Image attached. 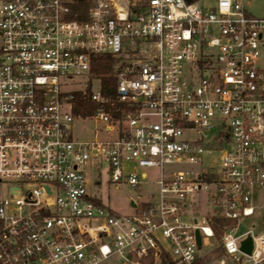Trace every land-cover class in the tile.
Segmentation results:
<instances>
[{"label":"built area","instance_id":"built-area-1","mask_svg":"<svg viewBox=\"0 0 264 264\" xmlns=\"http://www.w3.org/2000/svg\"><path fill=\"white\" fill-rule=\"evenodd\" d=\"M104 55L109 95L91 73ZM89 118L105 136L75 140ZM103 172L156 190L120 216L86 190ZM261 194L264 18L244 0H0V264H264ZM211 239L227 263L205 261Z\"/></svg>","mask_w":264,"mask_h":264},{"label":"rangeland","instance_id":"rangeland-1","mask_svg":"<svg viewBox=\"0 0 264 264\" xmlns=\"http://www.w3.org/2000/svg\"><path fill=\"white\" fill-rule=\"evenodd\" d=\"M205 7L213 8L216 5V0H202ZM244 5L247 12L254 17L264 18V0H244ZM86 79L77 78L73 82V89H85L86 88ZM91 90L96 92L99 88V82L94 81L91 83ZM103 124L97 123L94 119H76L72 124V137L75 140L79 141H93L96 137L105 136L103 133ZM102 131V132H101ZM213 157H206V164H211L213 162ZM152 179L158 180L159 176L156 174L155 170H147ZM97 171H88L89 178H95ZM98 178V177H96ZM100 178V177H99ZM86 190L89 193L97 194L103 201V203L110 207L116 214L120 216L128 215L133 212V209L130 207V200L135 199L139 203L145 199V194L147 192H151L156 190L154 187H142L143 190V198H140L138 192L130 186L122 185L119 186L117 184H112L108 180V176L106 172H103L101 175V184H88ZM204 199L205 196L201 195ZM196 197L194 196V199ZM201 202L203 203L204 200ZM257 203L262 204L264 202V194H261L259 198L256 200ZM256 219V218H255ZM255 219H246L242 222V226L240 227V232H245L251 228V221ZM260 227L255 230L256 234H261ZM218 238V236H217ZM216 238V239H217ZM212 243L210 248L202 247V256L208 263H216L218 261L226 262L228 261V257H223V252L221 251L218 240L211 239ZM109 264H117V261H112Z\"/></svg>","mask_w":264,"mask_h":264},{"label":"trees","instance_id":"trees-1","mask_svg":"<svg viewBox=\"0 0 264 264\" xmlns=\"http://www.w3.org/2000/svg\"><path fill=\"white\" fill-rule=\"evenodd\" d=\"M188 2H195L198 0H187ZM118 59L112 55H104L94 58L91 66V73L94 77L100 78L102 80V85L104 87V94H114L116 87V70L118 66ZM94 110V105L88 100L84 99L80 94L76 96L74 115L75 116H87ZM224 224V221H221ZM220 230H216V235L219 236Z\"/></svg>","mask_w":264,"mask_h":264},{"label":"water","instance_id":"water-1","mask_svg":"<svg viewBox=\"0 0 264 264\" xmlns=\"http://www.w3.org/2000/svg\"><path fill=\"white\" fill-rule=\"evenodd\" d=\"M131 204L132 206L135 207V202L133 200L131 201ZM196 239L198 245L201 246V235L199 231H196ZM252 249H253V242L251 237H248L246 240L242 242L241 251H243L246 254H251Z\"/></svg>","mask_w":264,"mask_h":264}]
</instances>
